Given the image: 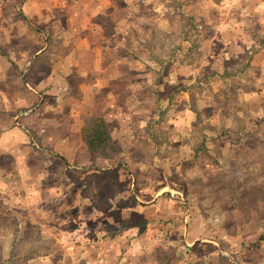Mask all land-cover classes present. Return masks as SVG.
Wrapping results in <instances>:
<instances>
[{"label": "rangeland", "instance_id": "374dc122", "mask_svg": "<svg viewBox=\"0 0 264 264\" xmlns=\"http://www.w3.org/2000/svg\"><path fill=\"white\" fill-rule=\"evenodd\" d=\"M36 1L47 7V0ZM127 1H65L57 17L61 24L70 21L75 37L81 30L91 35L84 30L81 9L90 6L100 12L104 9L101 5L109 3L121 35L118 38H126L124 48L137 46L132 52L143 58L162 57L168 39L163 26L167 23L159 25L157 19L141 18L135 10L131 13L119 7ZM257 1L221 7L213 0H203V8L195 14L198 22L203 16L207 29H198L201 51L191 59L198 65L187 68L188 60L175 61L179 53L175 54L169 68L173 83L165 86L166 92H176L169 93L175 104L166 111L151 106L152 97L140 92L147 105L140 115L148 119L127 120L131 115L125 112L126 123L119 132L137 141L116 142L114 161L99 160V165L94 161L85 172L71 167L68 174H44L42 179L55 181L59 189L44 190L38 201L29 198L33 191L17 194L15 180L9 183L10 188L0 186V201L8 207L0 206V264H264V189H255L264 183V83L258 81L260 72L251 69L248 83L230 80L222 73L226 66L232 72L242 70L249 60L263 61L264 66V46L256 55L252 53L254 45L250 47L254 39L264 44V27L244 31L249 24L245 15L259 13L254 11ZM50 13L44 14L45 22ZM104 15H99L98 22L108 26L109 33L111 18ZM230 18L238 21L236 29H231ZM226 19L221 31L215 29ZM60 29L43 33L69 34V30ZM178 34L175 32L173 39L180 40ZM187 34L195 36L196 32ZM92 38L96 42L102 39ZM148 39L151 47L147 49L143 43ZM240 40L247 47L236 43ZM241 84L244 87L237 91ZM184 103L191 107L187 112ZM42 105L39 102L13 114L19 133L16 138L26 140L29 147L39 146L32 127L39 126L36 118L44 114ZM25 110H32V115L23 120V128L17 127L14 118ZM101 114L96 111L89 118H101ZM41 148L50 151L49 144ZM43 155L42 159L32 158L31 166L40 171L43 164L54 171L57 164ZM4 163L6 168L15 164L9 158ZM113 164L116 170L99 174L100 167L108 170ZM19 196L20 204L27 205L15 204ZM16 236L19 244L9 259ZM32 252L33 256L25 257Z\"/></svg>", "mask_w": 264, "mask_h": 264}, {"label": "crops", "instance_id": "0c3cea01", "mask_svg": "<svg viewBox=\"0 0 264 264\" xmlns=\"http://www.w3.org/2000/svg\"><path fill=\"white\" fill-rule=\"evenodd\" d=\"M55 1L56 3H53ZM65 1L71 2L72 0H47V7H43L42 4L38 5L36 0H0L2 4L0 5V186L10 188L9 183L15 180L17 194L22 191L28 194L33 191L29 197L31 201L40 200L44 190L59 189L55 181L48 183L49 180L46 181L48 177L42 179L44 174L47 176H55L57 173L68 174L73 171L71 167L85 172L92 168L94 161H97V164L99 160L114 161L117 158H113L117 153L116 142L137 141L134 136L130 138L120 134L119 130L125 126V112H130L131 115L126 119H132L134 122H141L142 119L147 118L143 114L140 115V112L144 113L147 110V105L144 103L146 99L139 96L140 92L146 91L147 96L153 99L151 106L156 105L163 111L175 104L172 102L171 94L169 95L171 90L169 92L165 90L167 84L171 87L173 83L169 68L174 58L170 59L165 78L161 80L160 85H157L158 76L150 69L155 65L152 58H143L132 52L137 46L130 47V49L124 48L127 44L124 40L126 38H118L121 35L118 36L119 28L112 19L109 3L106 6L101 5L105 9L101 8L103 12L102 10L94 12L90 6H84L80 12L82 16L80 19L84 30L91 31L92 34L87 35L82 33L84 31L78 30L80 33L75 37L69 29L71 28L70 21L67 22L68 25L67 23L61 24L57 17ZM213 1H215L214 5L223 7L227 3L237 5L239 1L248 4L250 0ZM262 1L258 0L254 5V11H259V13L245 15L249 18V24L244 31L249 30L250 33V30L263 29L264 3ZM203 6V0H187L181 6L180 11L183 13L185 22L193 29L185 30V39L191 38V40L184 43L185 50L179 52L175 61L178 58L188 60L185 64L187 68L190 64L198 65L196 62L192 64L191 59L194 53L201 51L199 47L203 40L198 36V29H207V24H202L203 20L205 22L203 16L198 22L195 14ZM166 9V3H158L154 11L164 16ZM72 10L80 11L76 8ZM48 11H51L49 14L51 17L45 22L43 17L44 14H48ZM129 11L134 13V7L132 6ZM235 11L237 12L236 9ZM103 14H106L102 17L107 20H109L108 17L111 18V32L109 33L106 32L109 27L98 22L99 15ZM231 18L228 21L229 25L231 29H236L238 21ZM167 21L166 17H162L158 24L161 25ZM226 22L227 19L220 20L215 29L221 31ZM58 28H62L60 31L69 30V34L61 36L57 33L54 35L43 33L44 30L59 31ZM178 30H182L180 25ZM189 31L196 32V35L188 36ZM92 35L95 39H102L96 42ZM113 40L114 43H112ZM119 41L121 44L117 45ZM239 42L243 41L236 43ZM144 44L147 49L151 47L149 39ZM253 45L255 47L252 50L253 55L260 52L264 46L263 41L256 39L252 41L250 47ZM243 47H247V43L243 42ZM261 62L257 64L258 61L251 63L249 60L242 70L235 72L226 66L222 73L229 75L230 80L236 78L248 83L252 74H247V72L251 69L260 72L259 77L261 78L258 81L264 83V77L262 78L264 66L263 61ZM201 80L202 78L197 79V84ZM157 87H160L163 95L162 104L157 99L156 94L159 92ZM243 87L244 85L241 84L237 87V91ZM39 102L43 104L41 111L44 114L41 118H36L39 126L32 127L33 133L37 134L36 139L39 146L35 148L30 145V148L26 140L23 142L17 140L19 133L13 125V114L17 110ZM184 104L186 106L184 111H189L191 108L189 103ZM96 111L102 113L101 118H89ZM183 117L186 119L188 116ZM145 122L149 124L150 121ZM98 127L109 132L108 141L111 143L112 153L108 157L93 158L89 151L87 141L94 133L93 130ZM113 128L116 132L112 131ZM150 142L153 144L154 141L150 140ZM46 144L50 147L48 152L41 148ZM60 149L66 150L67 153L62 154ZM42 155L50 159V162L54 160L53 163L57 164L54 171L47 170L46 166H42L43 164L40 171L35 167L36 165L31 166L30 160L32 158L42 159ZM6 158L13 159L15 164L6 168L4 163ZM113 165L114 167L108 170L100 167V173H98L103 174L116 170L117 165ZM20 199H22L21 196L14 199L17 201L15 203L17 206L27 205L28 202L20 204ZM0 206L8 208L4 201H0Z\"/></svg>", "mask_w": 264, "mask_h": 264}, {"label": "trees", "instance_id": "16d2710c", "mask_svg": "<svg viewBox=\"0 0 264 264\" xmlns=\"http://www.w3.org/2000/svg\"><path fill=\"white\" fill-rule=\"evenodd\" d=\"M148 1L149 0H145L144 3H148ZM186 1L187 0H167L166 2L167 9L165 10L164 16H161V14L157 13V11H154L156 4H154L151 0L149 4H144L142 3L141 0H128L127 3L119 6L120 8L123 7L125 9H131V7L133 6L134 10L138 13V16L141 18L157 19L159 21L162 17H166L168 20L166 22L167 23L166 27L164 28L163 26V31L165 33H168L166 35L168 39H165V43H167L166 50L164 54L162 55V57L151 55L152 60L155 65L154 67H150V69L158 76V78L156 79L157 85H160L161 80L164 79L166 74L168 73V66H169V63L171 62L170 59L171 58L173 59L177 52L178 53L183 52L185 50L184 43L189 42L191 40V38L185 39L184 33L186 29L192 30L193 27L190 26V24H187V22H185L183 13H181L180 11L181 6L185 4ZM172 14L173 15L177 14V16H180V17H172ZM161 25H164V23ZM178 25L182 27L181 31L178 30ZM175 32L179 33L178 35H179L180 40L177 37L173 39L172 36L175 34ZM149 44L151 45L150 39H149ZM157 90H159V92H157L156 94L157 99L161 101V104H162L163 95H162L160 87H157ZM170 92L173 94L174 93L176 94V92L174 91H170ZM93 132L94 133H92L91 137L87 141V145H88L91 155L93 156V158L96 156L108 157L109 154L112 153L111 143L110 141H108L109 132L99 127L94 129ZM255 189L257 191L264 189V183H262L261 185L257 184L255 186ZM18 244H19V238L16 236V238L13 240L11 244V249L9 253L7 254L9 256V259L11 258L12 253L16 250V246H18ZM32 253L33 254H30V253L25 254V257L33 256L35 254V252H32Z\"/></svg>", "mask_w": 264, "mask_h": 264}, {"label": "built area", "instance_id": "2783aa9c", "mask_svg": "<svg viewBox=\"0 0 264 264\" xmlns=\"http://www.w3.org/2000/svg\"><path fill=\"white\" fill-rule=\"evenodd\" d=\"M32 112H33L32 110H25V111L18 113L14 118L16 126L23 128V125H22L23 120L31 116Z\"/></svg>", "mask_w": 264, "mask_h": 264}]
</instances>
